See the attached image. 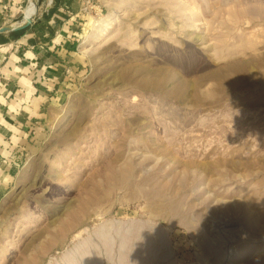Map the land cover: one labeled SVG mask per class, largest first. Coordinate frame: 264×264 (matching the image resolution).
I'll use <instances>...</instances> for the list:
<instances>
[{"label":"rangeland","instance_id":"1","mask_svg":"<svg viewBox=\"0 0 264 264\" xmlns=\"http://www.w3.org/2000/svg\"><path fill=\"white\" fill-rule=\"evenodd\" d=\"M15 1L19 25L35 1ZM80 17L77 77L0 200V264H264V0Z\"/></svg>","mask_w":264,"mask_h":264},{"label":"crops","instance_id":"2","mask_svg":"<svg viewBox=\"0 0 264 264\" xmlns=\"http://www.w3.org/2000/svg\"><path fill=\"white\" fill-rule=\"evenodd\" d=\"M34 1L29 25L0 32V200L81 64L78 37L85 0ZM20 8L3 13L0 4V28L24 25L14 24L21 21Z\"/></svg>","mask_w":264,"mask_h":264},{"label":"built area","instance_id":"3","mask_svg":"<svg viewBox=\"0 0 264 264\" xmlns=\"http://www.w3.org/2000/svg\"><path fill=\"white\" fill-rule=\"evenodd\" d=\"M0 4L2 5L3 13H7L13 7L16 6V1L15 0H0Z\"/></svg>","mask_w":264,"mask_h":264},{"label":"water","instance_id":"4","mask_svg":"<svg viewBox=\"0 0 264 264\" xmlns=\"http://www.w3.org/2000/svg\"><path fill=\"white\" fill-rule=\"evenodd\" d=\"M31 23V20H27V22L19 27H4V28H0V32H6V31H12V30H16V29H22L23 27L29 25Z\"/></svg>","mask_w":264,"mask_h":264},{"label":"bare ground","instance_id":"5","mask_svg":"<svg viewBox=\"0 0 264 264\" xmlns=\"http://www.w3.org/2000/svg\"><path fill=\"white\" fill-rule=\"evenodd\" d=\"M24 17L27 18V16H24ZM29 19L31 20V18H29ZM29 19H28V20H29ZM26 22H27V21H26ZM26 22H25V23H26ZM25 23H24V24H25Z\"/></svg>","mask_w":264,"mask_h":264}]
</instances>
